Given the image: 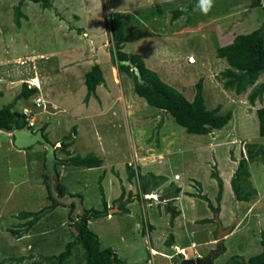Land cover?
Instances as JSON below:
<instances>
[{"label": "rangeland", "instance_id": "1", "mask_svg": "<svg viewBox=\"0 0 264 264\" xmlns=\"http://www.w3.org/2000/svg\"><path fill=\"white\" fill-rule=\"evenodd\" d=\"M19 1L0 0V78L29 79L37 72L41 80L37 92L40 90L45 100L60 108L50 116L52 132H44L48 140L54 143L65 135L71 134V138L75 135L74 154L93 153L103 159L101 167L108 168L105 174L97 167L69 168L70 176H60L61 183H67L69 190L84 197L85 208H104L101 188L105 200L119 196L122 174L123 181L129 183L127 186L136 195L134 200L128 196L123 201L124 204L133 201L129 211L116 212L115 208L111 213L109 209L110 217L91 218L88 225L98 235L101 248L111 247L122 264H178L186 256L202 258L212 253L213 264H227L233 255L247 260L259 253L264 237V163H248L250 181L257 190L249 201L236 199L231 179L239 160L246 157L247 143L264 146L256 115V109L264 105V98L257 99L254 105L248 101V94L264 82V72L242 94L227 90L219 73L228 63L216 56V48L230 42L236 34L264 24V0L256 7H251L252 0H215L207 15L199 10L198 0H51L50 8L23 0L26 5L21 9L27 15L18 27L13 7ZM115 11L121 13L125 25L127 38L123 50L140 54L147 67L188 99L193 97L194 85L202 78L206 106L211 109L220 105L221 112L232 111V118L224 128L208 134L188 133L169 113L149 105L133 91L132 80L112 62L108 19ZM17 57L21 60L17 61ZM96 63L101 64L105 81L97 86L98 94L89 101L92 99L99 109L104 105L105 113L99 115L98 111L97 117L86 119L88 102L83 101L86 87L83 81L79 84L80 72ZM70 71L76 75L75 84L69 78ZM3 85L0 83V107L12 101L13 90H4ZM45 100L42 104L46 109L49 104ZM24 104L36 108L31 98L16 107ZM45 116L48 115L37 116L34 130L45 126L41 121ZM72 126H75L73 133ZM11 136V132L7 136L0 130V264H47L48 256L61 252L73 239L70 208L58 205L25 230L24 223L29 218L17 215L22 211H38L52 203L43 182L45 148L36 143L23 153L14 146ZM59 154L64 156L58 149L57 157ZM128 164L146 176L152 170L162 169L166 180L151 186L149 193L153 196L147 197L148 193L140 192L137 175L128 179ZM112 165L114 171L109 169ZM57 169L61 173L59 164ZM213 170L218 171L223 182L219 210L214 211L199 196L182 195L178 204L183 216L171 229L168 214L160 211L166 203L161 198L165 188L173 182L184 194L187 191L206 194L212 205L217 206L218 187L211 177ZM221 170L226 171L227 177H222ZM175 171L178 173L174 179ZM118 204L117 208L120 201ZM217 217L222 228H230L220 240ZM147 222L155 225L152 231L146 228ZM171 231L181 245L194 240L198 246L187 247L186 255L179 253L181 249H173L177 255L170 261L166 257L167 263L159 255L152 262L151 245L170 254L164 240ZM207 240L214 242L211 247L205 244ZM223 248L225 251L221 253ZM152 253L161 254L154 248ZM64 264H85L83 247L75 246Z\"/></svg>", "mask_w": 264, "mask_h": 264}, {"label": "trees", "instance_id": "2", "mask_svg": "<svg viewBox=\"0 0 264 264\" xmlns=\"http://www.w3.org/2000/svg\"><path fill=\"white\" fill-rule=\"evenodd\" d=\"M39 3L42 8H50L51 0H31ZM261 4V0H252L251 7H256ZM23 0H20L13 7V19L16 26L21 25V19L26 15L23 13L21 6ZM178 13V12H177ZM176 13V14H177ZM109 30L112 43V62L113 65L121 72H124L133 82V91L145 101L154 107H157L169 113L176 123L182 126L188 133L191 134H208L214 129H222L232 118V111L221 112V106L217 105L214 108H208L203 95V79L199 78L194 85V95L190 100L180 90L168 84L161 79L159 74L146 66L142 56L137 53L126 52L123 50L124 41L127 38L125 25L121 18V13L118 11L112 12L109 15ZM262 24L260 27L253 29L247 33L236 34L233 39L224 45L216 48V56L225 58L228 66L220 71L219 78L225 89L231 90L236 94L246 92L249 86H252L264 72V29ZM105 79L102 69L99 64H93L89 70L85 72L86 93L83 101L87 103L91 96L96 97L97 85L104 83ZM37 91L36 87L28 88L26 83H23L21 92L18 97L28 98ZM264 98V82H261L248 94V101L254 105L256 100ZM258 118V131L261 136H264V105L256 109ZM29 127L24 113L12 109L10 105H3L0 108V129L13 131L14 129ZM40 129L45 130L44 126ZM71 132H75V126H72ZM71 134L65 135L61 141V145L57 147L65 152L68 157L59 159L57 164L82 165L86 167H98L102 160L98 156L88 153L86 155L75 154L71 155L67 149L71 144ZM46 139L47 136L44 133ZM246 157H242L234 171L231 179V185L237 200L249 201L252 196L257 194L250 181V173L248 163L261 161L264 163V146L256 143H247ZM56 164V165H57ZM128 179L131 180L137 175L140 192L144 195L150 192L151 186H158L166 180L164 175H154L138 173L131 164L126 165ZM222 177H227L225 170H221ZM211 177L216 180L217 206H213L209 197L206 194L190 193L189 196H199L205 199L214 211H218V205L222 196L223 182L217 170L211 172ZM47 174L43 173V182L47 189V196L52 203L35 212H20L17 216L21 219L29 218L24 223L25 230H29L46 212L54 209L60 204H57L52 198L48 184ZM197 185L200 182L197 181ZM58 192L60 195L67 193L65 186L59 181ZM181 187L170 182L161 195L162 199H166L164 210L169 214V224L173 225L174 218L179 214V210L173 205L174 200L178 196ZM102 201L104 208L98 210L95 208H84L82 213L73 215L74 203L69 205L70 215L72 220L73 239L65 244L64 249L58 254H52L46 258L47 264H64L72 253L75 246L81 245L84 249L85 264H122L117 254L111 247L101 248L98 235L89 228L88 220L91 217H100L108 215V207L104 198L103 189L101 188ZM123 189L118 199L123 198ZM77 195V194H71ZM81 196V195H80ZM124 211V210H123ZM146 227L152 228V225L147 222ZM14 233L21 234V231L13 230ZM145 231L142 230V234ZM173 240V234L170 233L164 241L165 245L170 246ZM262 250L251 255L247 260L239 255H233L228 260L227 264H264V237L261 239ZM225 249L223 248V253Z\"/></svg>", "mask_w": 264, "mask_h": 264}, {"label": "crops", "instance_id": "3", "mask_svg": "<svg viewBox=\"0 0 264 264\" xmlns=\"http://www.w3.org/2000/svg\"><path fill=\"white\" fill-rule=\"evenodd\" d=\"M25 1H27V0H25ZM25 5L26 4H24L23 6L25 7ZM27 15V14H26ZM24 20V19H23ZM24 23V22H23ZM21 26H22V24H21ZM126 40V39H125ZM229 43V42H228ZM19 60H21L20 59V57H17V61H19ZM4 62H6V61H4ZM98 64V63H97ZM93 65V64H92ZM91 65V66H92ZM101 64H99V66H100ZM90 66V67H91ZM33 67H34V65H33ZM90 67L89 68H87L88 70L90 69ZM112 67V69L114 68L113 67V65L111 64L110 65V68ZM85 69H86V67H84V70H83V72H80L81 74H82V78L80 79V83L79 84H81L82 83V81L84 82V84H85ZM102 69V68H101ZM36 72V71H35ZM71 73H72V75H71ZM103 73V72H102ZM73 74H75L74 72H69V78H71V80H72V83L75 81V76L73 75ZM38 76V74H37V72L33 75V76ZM72 76V77H71ZM104 76V75H103ZM39 77V76H38ZM105 79V78H104ZM26 80H28V78L27 79H18V80H12V79H9L8 81L7 80H4V79H1L0 78V83H2V84H4L3 86V89L4 90H8V91H10V90H13V93H11V103H9V104H7V105H10L11 107H12V109H14V110H17V111H20V112H22V113H24V115H25V119L27 120H32L33 121V127L36 125V121H37V116H40L41 115V113H45L46 115H48V116H45V118L44 119H42L41 121H42V123H45L44 125V127H45V130L47 131V132H52V128H51V120H50V116H53V115H55V113L56 112H58V111H60V108L59 107H57L56 106V104L55 103H53V102H49V101H47V100H45L44 98H43V96L39 93V91L37 92H35L34 94H32V95H30L28 98H24V97H18V94L21 92V89H22V87H23V81H26ZM39 82H40V86H41V80H40V77H39ZM76 82V81H75ZM75 82H74V84H75ZM100 86L101 85H103V83H101V84H99ZM99 85H97V86H99ZM85 87H86V85H85ZM97 88V87H96ZM2 89V90H3ZM38 90V89H37ZM0 93H2V91H1V89H0ZM95 93H96V95L98 94L97 92H96V90H95ZM242 94V93H241ZM37 97H40L42 100H45V102H47L48 104H49V107L47 106L46 107V109H45V104H43L42 106H40L41 107V109L39 110L38 108L39 107H36L35 109H32V108H30V107H28V106H26L25 104L24 105H22L21 107H16V104L17 103H21V102H25L26 100H29L30 98L32 99V101H34L35 100V98H37ZM93 96H91L90 98H92ZM193 98V97H192ZM191 98V99H192ZM190 99V100H191ZM44 102V103H45ZM92 105H93V107H92ZM96 104H92V99L90 100V101H88V105H86L85 106V108H86V114H84V116H85V118L86 119H88L89 117L91 118H93V117H97L96 116V114H99V112L101 113V114H99V115H102L103 113H105L104 112V105H103V107L102 108H97V106H95ZM95 106V107H94ZM91 107L93 108V109H91ZM1 108V107H0ZM89 109H91V111H89ZM108 109V108H107ZM109 109H112V108H109ZM108 109V110H109ZM103 110V111H102ZM89 111V112H88ZM95 111V112H94ZM99 111V112H98ZM221 111V110H220ZM103 112V113H102ZM27 120V121H28ZM231 120V119H230ZM229 120V121H230ZM228 124V123H227ZM226 124V125H227ZM225 125V126H226ZM224 126V127H225ZM41 127V126H40ZM39 127V128H40ZM223 127V128H224ZM1 131H5L6 133H7V136H9L10 135V132H11V134H12V131H8V130H5V129H0ZM45 130H44V132H45ZM214 130H216V129H214ZM74 134H76V133H74ZM12 138H13V136H11ZM74 137H75V135H74ZM74 137L72 138V141H71V144L69 145V147L67 148L69 151H70V153H71V155H75L74 154V151L72 150V145H73V143H74ZM63 139V138H62ZM62 139H56L55 140V142L53 143V144H55L56 145V149H55V153L58 151V149H57V147H59L60 145H61V141H62ZM101 141V140H100ZM13 142V141H12ZM101 148V147H100ZM31 149V148H30ZM104 149V151H105V148H103ZM103 149H101V150H103ZM60 150V149H59ZM19 151H21V152H23V153H26V149H19ZM61 151V150H60ZM106 152V151H105ZM61 153H63V155L64 156H61L60 154H59V156L57 157L58 159H65V158H67L68 157V155L65 153V152H63V151H61ZM44 154H45V150H44ZM88 154V153H87ZM93 154V153H92ZM81 155V154H80ZM86 155V154H85ZM57 156V155H56ZM99 157V156H98ZM100 158V157H99ZM101 160H102V163H101V165L100 166H98L97 168H99V169H103V171H104V174L108 171V168H106L105 167V169H104V167H101L102 166V164H103V159L101 158ZM59 166H60V168H61V173L58 171V169H57V165H56V169H57V172H58V177H59V181H60V176L61 177H68V176H70V171H69V168H72V169H91V168H93V167H86V166H82V165H68V164H59ZM109 169L110 170H112V171H114L115 170V165H112V166H109ZM151 171V170H150ZM164 172V170H162V169H160V170H156V171H153L152 170V172L154 173V175H164L165 173H163ZM177 173L178 172H174V174H173V178H174V175L176 174L177 175ZM166 175V174H165ZM123 176H124V174H122V177H120V180H119V183L121 184V186H122V189H123V192H124V194H123V198H121V199H118V197L120 196H117V197H115V198H113L111 201L109 200V198H108V200H106V203H107V207H108V210L110 209V211L109 212H111L112 210H114L115 208H116V212H122L123 210H128L129 211V206H130V204H131V202H133V201H127L125 204H124V202L123 201H125L126 199H127V197L128 196H130V198H135V194H132V192L130 191V188L127 186V183L128 182H124L123 181ZM167 177H171L169 174H167ZM175 179V178H174ZM61 182V181H60ZM114 182V181H113ZM63 184V183H62ZM129 184V183H128ZM64 186H65V188H66V190H67V193H70V194H78L77 192H75V191H71V190H69V187H67L68 185H67V183H65V184H63ZM187 192H190V191H187ZM186 192V193H187ZM190 193H192V192H190ZM121 194V193H120ZM148 195H152L153 196V194H151V193H148ZM182 195H186V194H184L183 193V189H181L180 190V192H179V194H178V196L176 197V199L174 200V204L176 203L177 205H178V210H179V214L174 218V220H173V225L172 226H170L171 227V229H173V228H175L176 227V225H177V223H178V219H180L183 215H182V209L180 208V206H179V200H180V198H182ZM189 196V195H188ZM194 197V196H193ZM134 198L133 199H131V200H134ZM118 201H120V203H121V205H120V207L119 208H117L118 207ZM122 201V202H121ZM82 202H84V197H82ZM114 203V206L113 207H111V204H113ZM175 204V205H176ZM83 206H84V208H85V205L83 204ZM161 210H163L164 212H165V210H164V206H163V209H160V211ZM109 212H108V215H106L107 216V218L108 217H110V215H109ZM162 212V211H161ZM112 213V212H111ZM166 213V212H165ZM166 214H168V213H166ZM168 216H169V214H168ZM91 218H94V217H91ZM91 218L88 220V224H89V222L91 221ZM95 218H97V217H95ZM195 219V218H194ZM193 219V220H194ZM192 220V221H193ZM216 221H217V219H216ZM193 223H194V221H193ZM218 223V222H217ZM151 225H152V228H151V231H152V229L153 228H155V225H153L152 223H150ZM194 224H197V223H194ZM170 225V224H169ZM89 226V225H88ZM218 226H219V223H218ZM147 228V227H146ZM151 231H149V233L151 232ZM170 233H172L173 234V240H172V243H171V245L170 246H167V245H165V247L167 248V250L169 251V255L167 254V253H165V252H163L162 251V249L161 248H157V247H155L154 245H151L150 246V251H151V260H152V262H155V255H159V256H161L162 258H163V262L164 263H167V258L166 257H168L169 258V261H170V258L171 257H174L175 255H177V254H175V252H173V249H176L177 251H178V249H181L180 251L181 252H179V253H184L185 255H186V248L187 247H192V245H195V246H198V244L199 243H197V242H195L194 240H192L191 242H190V244L189 245H181L180 243H178L177 242V238H176V234H174V232H170ZM169 233V234H170ZM145 234V233H144ZM169 234H167V235H169ZM167 235H164V236H167ZM164 236H162V239L164 238ZM165 241V240H164ZM206 243L205 244H207L208 246H212V243H214L213 241H209V240H207V241H205ZM101 245V244H100ZM154 246V247H153ZM210 246V247H211ZM176 247V248H175ZM210 247H208V248H210ZM152 248H154L156 251H158V252H160L161 254H164V255H161V254H153L152 253ZM178 248V249H177ZM184 248V249H183ZM172 253V254H171ZM187 258H189L188 256H186ZM174 264H176V263H174Z\"/></svg>", "mask_w": 264, "mask_h": 264}, {"label": "water", "instance_id": "4", "mask_svg": "<svg viewBox=\"0 0 264 264\" xmlns=\"http://www.w3.org/2000/svg\"><path fill=\"white\" fill-rule=\"evenodd\" d=\"M264 29V27H263ZM13 136V144L15 147L19 149H25L33 144L41 143L45 148L44 154V165H45V173L47 174V184L49 188V192L57 204L67 205L69 206L71 203H74L73 212L75 214L82 213L84 211V206L82 202V197L80 195H71L70 193H66L64 195H60L58 192V172L56 169V164L59 159L56 156L55 149L56 145L50 142L45 138L44 133L41 129H32L30 127H24L19 129H14L12 131ZM152 195H147L150 197ZM217 222L219 223V233L217 234L218 240L222 239L223 236H220V233L223 231L230 232V228H222V224L220 219L217 217ZM214 254H210L205 258L211 263ZM203 259L201 257L197 258H187L183 257L182 260L178 264H202Z\"/></svg>", "mask_w": 264, "mask_h": 264}, {"label": "clouds", "instance_id": "5", "mask_svg": "<svg viewBox=\"0 0 264 264\" xmlns=\"http://www.w3.org/2000/svg\"><path fill=\"white\" fill-rule=\"evenodd\" d=\"M214 6H215V0H198V8L201 11V13H203L204 15H207ZM23 83H26V85L28 86L27 82L23 81ZM32 87H35V86H32ZM29 127L33 129V126L32 127L29 126Z\"/></svg>", "mask_w": 264, "mask_h": 264}, {"label": "bare ground", "instance_id": "6", "mask_svg": "<svg viewBox=\"0 0 264 264\" xmlns=\"http://www.w3.org/2000/svg\"><path fill=\"white\" fill-rule=\"evenodd\" d=\"M25 82H29L31 84V86H35L38 87V89H40V82H39V77L38 76H32L31 78H29L28 80H26ZM38 83V84H37ZM152 197V196H150ZM225 233V231L220 233V236H224L223 234ZM223 238V237H222Z\"/></svg>", "mask_w": 264, "mask_h": 264}, {"label": "built area", "instance_id": "7", "mask_svg": "<svg viewBox=\"0 0 264 264\" xmlns=\"http://www.w3.org/2000/svg\"><path fill=\"white\" fill-rule=\"evenodd\" d=\"M27 84H28V87H32L31 86V84L29 83V82H27ZM34 102V105L36 106V107H40V106H42L43 104V100L40 98V97H37V98H35V100L33 101ZM28 120V119H27ZM27 124H28V126H33V121L32 120H28L27 121Z\"/></svg>", "mask_w": 264, "mask_h": 264}, {"label": "flooded vegetation", "instance_id": "8", "mask_svg": "<svg viewBox=\"0 0 264 264\" xmlns=\"http://www.w3.org/2000/svg\"><path fill=\"white\" fill-rule=\"evenodd\" d=\"M206 257H202L203 261L201 262L202 264H213L212 260L211 263L208 260H205Z\"/></svg>", "mask_w": 264, "mask_h": 264}]
</instances>
